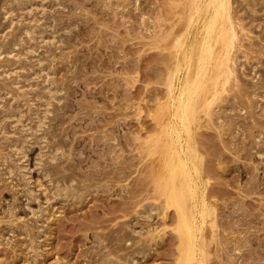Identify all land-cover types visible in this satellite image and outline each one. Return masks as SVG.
<instances>
[{
    "label": "rangeland",
    "instance_id": "1",
    "mask_svg": "<svg viewBox=\"0 0 264 264\" xmlns=\"http://www.w3.org/2000/svg\"><path fill=\"white\" fill-rule=\"evenodd\" d=\"M4 1L6 16L15 24L21 19L37 26L14 52L18 84L27 99L14 101L0 88V264H101L121 244L126 222L134 231L157 229L140 240L143 245L137 243L142 246L133 254L134 264H175V209L169 207L165 217L138 212L160 194L161 151L149 156L145 142L171 127L157 107L170 101L169 47L184 29L183 3L0 0V6ZM231 3L235 21L249 34L243 40L245 55L236 53L238 61H245L242 78L263 85L264 0ZM4 25L0 16V41ZM158 34L165 44L156 42ZM38 59L49 64L55 86L64 88L49 133L66 150L60 157L70 172L66 183L72 174L77 181L66 185L65 197L53 199L35 164L39 144L28 150L25 163L12 145L23 142L25 133L9 115L18 111L31 121L39 108L37 95L44 85L34 73ZM255 95L260 102L254 122L229 97L208 118L202 116L196 129L198 189L213 216L198 233L197 258L205 264H264V87ZM27 182L35 194L31 199L24 192ZM239 234L248 237L244 256L231 250L228 255V244Z\"/></svg>",
    "mask_w": 264,
    "mask_h": 264
},
{
    "label": "bare ground",
    "instance_id": "2",
    "mask_svg": "<svg viewBox=\"0 0 264 264\" xmlns=\"http://www.w3.org/2000/svg\"><path fill=\"white\" fill-rule=\"evenodd\" d=\"M180 1L183 3L182 14L185 23L183 32L169 47L173 60V67L168 76L170 101L167 105L157 107L158 115L166 114L172 123L169 130L163 127L160 135L145 142L149 156L157 155L161 151L163 168L158 173L160 194L155 202L141 206L144 208L143 210L141 208L138 214L150 217L153 213H158L165 217L166 210L173 207L176 215L173 231L179 239L175 264H205L203 259L197 258V239L202 224L212 223L213 216L198 189L201 173L200 157L195 143L196 129L203 123L202 116L208 118L214 108L226 103L229 97H234L238 101L242 107L241 115L249 116L254 122L257 116L255 109L260 102L255 94L262 86L264 87V84L261 85L258 79L250 84L242 78L241 67L245 66V61H238L236 53L242 51L245 55L246 48L243 42L246 43L244 39L249 37V34L246 32L247 28H243L244 24L239 25L235 21L231 10L232 0ZM249 1L251 3L256 0ZM7 2H2L0 6V16L4 17L6 24L0 41V88L6 90L14 101H20L26 100L28 95L18 84L19 74L16 65L19 59L14 52L15 48L21 45L22 36L32 37L34 27L37 25L21 19L15 24L11 17L6 16ZM11 36L14 37L13 41L10 39ZM157 39L156 42H161L160 44L166 42L160 34L157 35ZM34 70V73L42 78L44 90L37 95L39 108L35 110L31 121H25L18 111L9 115L11 122L19 123L25 133L23 142L12 144L13 150L25 163L28 150L35 143L39 144L35 164L46 181L49 199L65 197L68 187L66 185L70 182L71 185H75L77 181L74 184L75 179L71 173L70 178L68 177L70 181L66 183L69 171H64L65 168L63 169L60 161L66 150H62L64 148L62 141L53 139L49 133L51 122L63 101L64 90L62 92L63 87L55 86L49 64L38 59ZM260 135L264 142V130ZM113 139L116 141V137ZM113 139L111 141L115 143L114 147H117V142ZM116 151L113 152L114 155ZM24 192L28 199L35 195L29 182L26 183ZM156 230L150 228L146 233L143 230L134 231L126 222L125 229L121 231V244L116 246L115 252L104 258L101 264H134L133 254L139 252L143 245L140 240L154 236ZM225 236L226 241L231 243L230 235ZM246 238L248 237H245V234H239L236 241H232L234 244L227 243L232 248H227L225 244L229 249V253H226L228 255H231V251H235V254L237 251L243 253L248 247ZM138 242L142 245H137ZM241 256H244V253Z\"/></svg>",
    "mask_w": 264,
    "mask_h": 264
}]
</instances>
